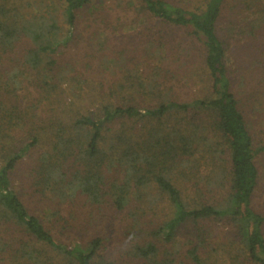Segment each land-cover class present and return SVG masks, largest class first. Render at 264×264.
Listing matches in <instances>:
<instances>
[{
	"label": "trees",
	"instance_id": "trees-1",
	"mask_svg": "<svg viewBox=\"0 0 264 264\" xmlns=\"http://www.w3.org/2000/svg\"><path fill=\"white\" fill-rule=\"evenodd\" d=\"M96 2L0 0V264H114L105 255L106 232L74 227L61 212L77 199L91 212L118 213L131 240L121 258L130 264H264V215L253 204L264 142L255 143L230 75L227 31L220 27L228 0L191 7L126 0L155 24L184 34L182 62L167 68L199 63L191 84L201 97L182 101L167 76L158 82V72L147 78L135 71L129 85L110 91L117 101L57 129L31 172L34 199L20 197L12 177L39 139L11 135L23 119L8 121L3 99L31 73L47 88L57 86L51 56L72 39L77 12ZM249 28L253 36L264 30V10ZM12 57L18 63L9 69ZM135 96L155 102L141 107L130 103ZM183 228L191 232L181 241Z\"/></svg>",
	"mask_w": 264,
	"mask_h": 264
},
{
	"label": "rangeland",
	"instance_id": "rangeland-1",
	"mask_svg": "<svg viewBox=\"0 0 264 264\" xmlns=\"http://www.w3.org/2000/svg\"><path fill=\"white\" fill-rule=\"evenodd\" d=\"M115 1L97 0L96 4L77 12V26L72 39L51 56L57 61L53 73L60 80L59 86L47 88L42 80L35 81L31 73L17 91L7 93L3 99L7 120L19 122L23 119L11 135L20 142L31 137L39 139L38 145L12 177L16 190L27 204L34 199L31 195L32 169L38 164L40 155L51 147L57 129L71 125L74 115L76 118L77 115L98 114L101 106L117 101L115 97L112 101L110 91L129 85L131 80L126 79L128 75L138 71L148 78L153 72H158L161 74L158 82H165L167 76L165 83L178 88L175 93L178 99L189 101L201 97L200 91L191 84L200 69L199 63H188L179 69L167 68L182 62L177 58L180 45H184V34L150 21L145 14L127 4L128 0L123 5H117ZM252 1L257 2L252 4ZM173 2L186 7L198 4V0ZM263 10L264 0H228V9L220 25L227 31L230 75L237 93H241L240 108L255 143L264 142V30L257 31L253 36L249 26L254 19L260 18ZM59 17L61 24L64 23L61 14ZM156 47L162 53L160 51L154 58L151 51ZM8 62L12 63L11 69L18 59L12 57ZM187 72L192 75L188 77ZM123 93L131 96L128 89H123ZM154 102L148 96L130 99V103L141 107ZM3 117L5 120L6 116ZM136 126L137 131H143L145 124L139 122ZM256 163L259 181L253 204L264 215V153L257 157ZM60 208L74 227L80 225L79 228L87 232L97 230L107 233L105 255L108 261L114 264L131 263L127 258H121L131 240L129 234V237L125 235V222L120 224L115 218L118 213L106 209L91 212L80 199ZM187 230L183 228L184 232H180L181 241L185 240L187 232H191Z\"/></svg>",
	"mask_w": 264,
	"mask_h": 264
}]
</instances>
